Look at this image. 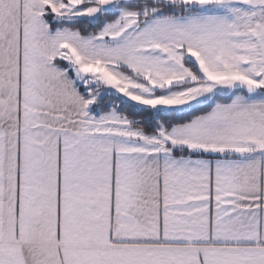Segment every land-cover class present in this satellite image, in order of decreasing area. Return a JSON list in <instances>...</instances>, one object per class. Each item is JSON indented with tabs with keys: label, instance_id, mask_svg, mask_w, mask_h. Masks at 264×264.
I'll return each mask as SVG.
<instances>
[{
	"label": "snow or ice",
	"instance_id": "snow-or-ice-1",
	"mask_svg": "<svg viewBox=\"0 0 264 264\" xmlns=\"http://www.w3.org/2000/svg\"><path fill=\"white\" fill-rule=\"evenodd\" d=\"M0 264H264V0H0Z\"/></svg>",
	"mask_w": 264,
	"mask_h": 264
}]
</instances>
